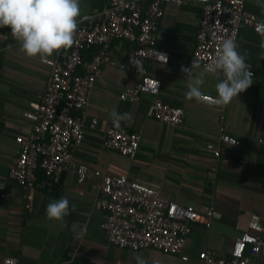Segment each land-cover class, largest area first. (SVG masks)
<instances>
[{
    "label": "crops",
    "instance_id": "crops-1",
    "mask_svg": "<svg viewBox=\"0 0 264 264\" xmlns=\"http://www.w3.org/2000/svg\"><path fill=\"white\" fill-rule=\"evenodd\" d=\"M107 0H80L78 23L100 17ZM245 8L264 19V2L246 0ZM201 6L196 0L164 6L156 32L157 46L169 53L168 62L147 60L150 75L161 81L159 97L185 112L179 125L162 123L149 114L152 96L123 100L120 93L138 76L120 64L132 44L117 39L111 45L113 63L104 64L89 93L82 117L84 139L73 146L77 162L88 161L102 172L153 186L161 195L196 210L201 218L191 224L183 250L177 254L155 248L133 251L111 244L102 227L105 211L99 205L98 179L90 175L77 181L73 168L62 171L53 187L22 188L8 178L17 156V135L29 136L31 121L25 116L30 103L44 91L58 50L50 57L29 58L13 38L10 28H0V264L8 257L17 264H202L198 254L209 249L215 256L229 255L243 232L264 238V33L239 29L238 51L253 71V83L226 105L188 99L192 78L202 69L193 65ZM96 48L87 51L90 57ZM193 66L186 76L181 69ZM218 76L207 73L201 90L216 97ZM130 114L124 126L137 132L139 148L134 157L106 149L102 142L113 122L112 111ZM96 121L93 124V121ZM226 132L237 145L220 141ZM220 144L216 157L206 144ZM61 197L70 212L62 222L46 217L47 205ZM212 213L210 219L204 215ZM264 264V250L254 257Z\"/></svg>",
    "mask_w": 264,
    "mask_h": 264
},
{
    "label": "built area",
    "instance_id": "built-area-1",
    "mask_svg": "<svg viewBox=\"0 0 264 264\" xmlns=\"http://www.w3.org/2000/svg\"><path fill=\"white\" fill-rule=\"evenodd\" d=\"M196 1L201 6V19L192 63L201 69L213 61L224 39L232 37L237 41L241 27L264 33V19L245 8L246 0ZM169 2L181 4L184 0H107L100 17L88 24L78 23L73 46L59 52L44 91L25 112L32 132L27 137L17 135L14 138L17 156L8 178L26 189L53 187L60 173L70 168L75 170L79 183L93 175L98 179L99 205L105 211L102 227L111 244L133 251L155 248L177 254L184 248L191 224L201 218L196 210L164 197L157 188L127 175L112 176L91 162H77L73 155V146L80 145L84 139L82 117L89 103V93L103 65L113 63L110 51L117 39L132 44L120 67L138 76L134 85L120 93V98L137 101L141 94L151 95V117L172 126L184 121L185 112L181 106L159 97L161 81L149 74L146 65L147 60L164 63L169 60V53L156 42L164 6ZM94 47L96 50L87 57V51ZM214 100L215 97L208 94L202 99L209 103ZM219 138L221 142L234 145L240 142L226 132ZM102 145L134 157L139 148V136L127 127L110 126ZM206 148L216 157L220 155V144L209 142ZM3 188L5 183L0 182V189ZM204 216L210 219L212 213ZM263 250L264 238L243 232L229 255L218 257L205 249L199 252L198 259L202 264H255L254 257ZM4 262L17 264V259L8 257Z\"/></svg>",
    "mask_w": 264,
    "mask_h": 264
},
{
    "label": "clouds",
    "instance_id": "clouds-1",
    "mask_svg": "<svg viewBox=\"0 0 264 264\" xmlns=\"http://www.w3.org/2000/svg\"><path fill=\"white\" fill-rule=\"evenodd\" d=\"M80 15V0H0V28H10L21 51L29 58L50 57L60 49L71 48ZM181 70L190 76L193 66ZM207 73L218 76L214 100L217 105L228 104L253 83V73L232 37L222 41L213 61L192 78L186 92L188 99L200 101L204 98L201 86ZM111 115L117 127L122 120L130 118V114L115 110ZM69 212L67 197L54 200L46 207L47 219L58 222H62ZM136 261L137 264H146L139 255Z\"/></svg>",
    "mask_w": 264,
    "mask_h": 264
}]
</instances>
